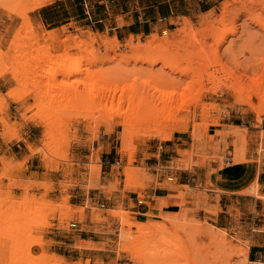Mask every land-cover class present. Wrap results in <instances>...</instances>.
<instances>
[{"label": "rangeland", "instance_id": "rangeland-1", "mask_svg": "<svg viewBox=\"0 0 264 264\" xmlns=\"http://www.w3.org/2000/svg\"><path fill=\"white\" fill-rule=\"evenodd\" d=\"M5 1L15 13L23 17L17 18L0 8L2 20L13 17L20 21L19 26L8 33L6 28L3 29V35H8L6 41L2 37L0 39V80L10 78L9 86L6 87L7 94L0 92V110L3 111L0 113V137L17 142L20 146L25 141L28 144L33 141L35 151L31 154L23 153L19 157L23 161L21 163L5 157L0 159L3 165L0 172V264L27 263L28 240H42L45 247H33L31 253L37 258L46 256L47 264H52L55 254L51 249L54 251L56 247L51 245L74 244L66 238H94L100 242L93 245L77 242L78 248L101 252L86 253L83 262L77 264H131L121 255L124 246L122 233L133 232L134 235L130 238L133 240L137 236L136 226L149 227L158 234V225L167 228L172 242L167 249L157 247L153 250L152 247L150 251H146L144 256L150 261L157 264H243L245 258L239 251L249 248L250 252L251 243L246 242L247 236L241 238L239 234L227 235V247H210L207 240L198 238L195 233V228L200 225L208 227L207 224L191 216L182 201L178 202L180 205L177 203L179 214H166V218L171 220H176L179 215H186V221L175 227L161 221L160 210L147 213L145 210L140 212L126 209L123 204V190L127 185L125 174L128 169L139 174L134 178L135 181L141 177L147 182L146 189L138 190L139 192L149 189L150 177L144 165L145 161H140L141 152L149 145H156L157 148L161 142L171 138L179 140L175 143V149L178 150V158L173 165L175 170L200 169L204 166L219 167L220 171L222 168L233 170L234 161L229 165L224 159H235L237 151L233 149L236 142L234 133L243 130L248 138L246 159L251 163L260 161V166L264 168V107L260 108V101L256 96H252L245 103L237 104L238 97L230 90L232 76L237 68L246 67L255 54V47L247 45L248 37L244 36L237 43L232 55L217 50L215 44L213 49H206L205 52L182 47L177 57L184 68L197 74L201 83L194 87L191 94L183 91L177 93L189 95L187 101H190L201 90L208 91L214 84L221 89L217 94L204 92L198 104L192 101L184 108L180 118L188 120L186 133H174L170 137L148 139L137 144L131 163L130 154L122 152V128L115 126L111 131L99 128L93 132L94 126L91 122L83 119L69 120L70 115L62 114L61 111L57 115L62 120L56 122L50 144L43 149L47 131L43 127H37L40 121H33V113L28 110L48 101L45 97L43 100L36 99V93L52 92L56 96L58 91L57 88L43 86L36 92L31 84L33 79L24 68L25 59H34L50 51L56 56L71 53L69 61L76 63L83 56L89 57L81 50L82 44L89 40L98 43L90 51H95L94 53L108 62L129 59L132 57L127 48L129 44L115 46L113 41L99 35L94 28H88L87 23L76 24L80 20H75V24L64 29L62 33L48 32L34 19L33 15L38 10L37 4L29 0ZM222 6L217 14L210 16L211 21L224 18ZM205 16L198 15L193 20L172 21L168 31L133 40L132 46L139 43L147 45L155 37L159 41H173L186 28L198 29ZM231 19L232 17H228L227 21ZM122 68L126 70L127 66L123 64ZM128 68L131 70V67ZM130 81L131 84L138 81L140 85L148 82L151 88L154 87L153 82L140 77ZM83 89L84 86L79 88L80 91ZM173 92L167 90L165 94ZM12 93L22 97V100H11L9 96ZM30 93L32 94L28 95ZM52 101V107L58 109L62 99L57 96ZM198 133H201L202 141L195 139ZM15 134L20 137L18 141L12 139ZM218 138L223 141L226 139L227 143L218 142ZM156 148H153L154 151ZM112 149L113 160L109 166H103L105 154ZM169 156H173V153ZM31 165L34 167L33 171H38V176L23 174ZM209 186L213 189L216 183L212 181ZM65 207L71 209L69 219L62 217L65 215ZM82 212L86 222H81ZM121 215H128L130 229H123L119 218ZM251 217L241 221L247 223L241 228L248 235L253 233V227L257 231L263 225V217L260 216L255 223L251 222ZM55 231L59 232L60 237L52 235ZM62 263L72 264L66 260Z\"/></svg>", "mask_w": 264, "mask_h": 264}, {"label": "bare ground", "instance_id": "bare-ground-1", "mask_svg": "<svg viewBox=\"0 0 264 264\" xmlns=\"http://www.w3.org/2000/svg\"><path fill=\"white\" fill-rule=\"evenodd\" d=\"M29 1L37 4V9H40L47 0ZM222 7L224 18L211 21L210 16L214 13H210L205 16L198 29L186 28L173 41L168 39L159 41L155 37L147 45L139 43L133 47L131 40L127 45L132 53L129 59L108 62L100 58L94 53L95 51H90L98 45L95 40L85 41L86 43L82 44L83 54L89 57L83 56L76 63L69 61L71 53L56 56L53 51L34 59H25L24 68L32 77L31 84L36 92L43 86L57 88L58 91L56 96L52 92L36 93V99L43 100L45 97L48 101L46 104H39L35 109L28 110L33 113L31 117L33 121H40L37 127H43L47 131L43 149L50 144L56 122L62 120L57 115L58 111L69 114L71 117L69 120L83 119L91 122L94 126L93 132L99 128L108 131L115 126L122 128V152L130 154L131 163L137 144L148 139L170 137L174 133H186L188 120L180 118L184 108L192 101L198 104L204 92L217 94L221 88L214 84L210 90H201L194 97L195 99L187 101L189 95L186 94H191L194 87L201 83V79L181 64L177 55L182 47L205 52L206 49H213L215 44L217 50L232 55L237 43L247 36V45L255 47V54L246 67L237 68L232 76L230 90L238 97L237 104L245 103L252 96H256L260 101V108L264 107V0H229ZM0 8L17 18L23 17L15 13L5 0H0ZM228 17H232L231 21H227ZM111 41L115 46L120 45L117 39ZM123 64L127 66L126 70L122 68ZM128 67H131V70H128ZM135 77L153 82L154 87L151 88L148 82L140 85L138 81H134L131 84L130 79ZM81 86H84V89L80 91ZM167 90L174 92L165 94ZM178 91L186 94L179 95ZM57 96L62 101L59 103L60 107L54 109L52 100ZM9 98L16 102L22 100V97L17 96L16 93L10 94ZM2 112L0 110V113ZM234 137L236 142L233 149L237 151V155L234 160L230 159L228 164L234 161L235 182L232 189L221 191L264 201V196L259 194L260 161L251 163L246 159L247 133L238 130L234 133ZM202 138L201 133L195 135L198 141H202ZM12 139L18 141L20 137L15 134ZM222 141V138H218V142L222 143ZM223 142L226 144L227 140ZM225 171L226 169L222 168L220 172L225 173ZM125 175L127 191L146 189L147 182L144 178L139 177L138 181L134 180L139 174L128 169ZM70 210V207H65V215L63 214L62 217L69 219ZM159 213L162 222L175 227L181 226L182 222L186 221V215H179L176 220L166 218V214L169 213L165 206ZM80 215L81 222H86L84 213ZM119 218L123 229H130L128 215H121ZM136 227L137 236L133 240H130L134 235L133 232L122 233L124 246L121 255H124L131 264H157L146 259L144 253L150 251L152 247L153 250L157 247L167 249L166 247L172 242L167 228L158 225L160 233L157 234L149 227ZM195 233L198 238L207 240L210 247L224 248L228 245V234L221 229L200 225L195 228ZM26 243L28 261L25 264H47L46 256L37 258L31 253L33 247L44 248L45 243L42 240H28ZM239 254L245 258L243 264H249V248L240 250ZM52 259V264H63V259L57 255Z\"/></svg>", "mask_w": 264, "mask_h": 264}, {"label": "crops", "instance_id": "crops-1", "mask_svg": "<svg viewBox=\"0 0 264 264\" xmlns=\"http://www.w3.org/2000/svg\"><path fill=\"white\" fill-rule=\"evenodd\" d=\"M229 0H51L45 2L42 8L34 13L35 21L48 32L62 33L64 29L78 23H87L88 28H94L99 35L110 40L117 39L120 44H127L131 40L149 38L155 33L168 31L171 22L180 19L193 20L196 16H205L210 13L217 14L220 7ZM138 6H141L140 8ZM16 18L2 20L0 18V39L6 41L7 33L19 26ZM92 29V30H94ZM10 78L0 80V92L7 94ZM1 118V116H0ZM1 135V133H0ZM31 140V138H30ZM176 138L166 139L156 145H149L142 150L140 161H145L148 170L149 189L147 191L131 192L124 187L123 204L128 210H137L151 213L162 210L165 206L171 215L179 214L177 203L182 201L186 211L196 220L217 229L225 231L228 235L239 234L251 243L249 264H264V201L251 196L223 193V189L230 190L234 186L233 170L226 169L221 173L219 167L204 166L191 170L174 168V161L178 158L175 149ZM34 142L26 141L22 147L17 142H10L0 137V159L5 157L14 161L23 162L19 157L23 153L31 154L35 150ZM153 148H156L154 151ZM113 149L107 151L103 166H109L113 160ZM154 152V153H153ZM163 153V155H162ZM173 153V156H169ZM28 157H26L27 159ZM169 159V161H165ZM112 164V163H111ZM163 164H166L165 166ZM0 160V172L2 171ZM33 165L26 168L23 174L31 173L38 176V171H33ZM216 183L211 188V182ZM259 194L264 195V168L261 165L258 177ZM221 189V192H218ZM254 199V200H251ZM260 208L261 213H260ZM255 223L263 217L260 229H252L248 235L242 231L241 223L248 217ZM60 237L58 231L52 233ZM68 239L73 245L55 243L51 251L63 260L77 264L83 262L86 253H101L88 248H78L77 242L84 244H99L94 238ZM50 242V241H49ZM91 257V255H88Z\"/></svg>", "mask_w": 264, "mask_h": 264}, {"label": "built area", "instance_id": "built-area-1", "mask_svg": "<svg viewBox=\"0 0 264 264\" xmlns=\"http://www.w3.org/2000/svg\"><path fill=\"white\" fill-rule=\"evenodd\" d=\"M221 158H223V157H221ZM229 161H230V158H225V159H224V162H225V163H229Z\"/></svg>", "mask_w": 264, "mask_h": 264}]
</instances>
